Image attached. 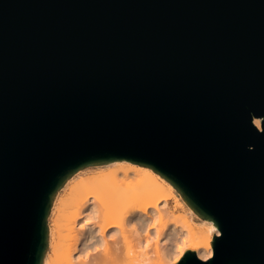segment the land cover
I'll return each instance as SVG.
<instances>
[{
	"label": "water",
	"instance_id": "obj_1",
	"mask_svg": "<svg viewBox=\"0 0 264 264\" xmlns=\"http://www.w3.org/2000/svg\"><path fill=\"white\" fill-rule=\"evenodd\" d=\"M111 159L216 225L176 264H264V0H0V264H43L57 191Z\"/></svg>",
	"mask_w": 264,
	"mask_h": 264
},
{
	"label": "bare ground",
	"instance_id": "obj_2",
	"mask_svg": "<svg viewBox=\"0 0 264 264\" xmlns=\"http://www.w3.org/2000/svg\"><path fill=\"white\" fill-rule=\"evenodd\" d=\"M105 164L62 189L45 264H157L184 247L202 259L211 256L216 225L196 224L190 215L169 220L173 193L165 176L127 159Z\"/></svg>",
	"mask_w": 264,
	"mask_h": 264
},
{
	"label": "rangeland",
	"instance_id": "obj_3",
	"mask_svg": "<svg viewBox=\"0 0 264 264\" xmlns=\"http://www.w3.org/2000/svg\"><path fill=\"white\" fill-rule=\"evenodd\" d=\"M106 162V161H105ZM106 166V164L104 165H99V166H89V167H86L82 170H79L77 171L75 174H73L71 177L68 178V180L66 181V183L57 191L54 199H53V202H52V207H51V211L47 217V225H48V228H49V240H48V246H47V249H46V253H45V259L43 261V264H45V260H46V257L47 255L49 254L50 252V229H51V220H50V217H51V213H52V208H54L56 202H57V198L59 197L62 189L68 185L69 183L73 182L76 177H77V174H81L83 173L84 171L85 172H88L90 173L93 169H97V168H102ZM82 171V172H81ZM76 175V176H75ZM171 190H172V193H173V197L169 200V205L171 207V209L174 211L173 214L169 217V220H173L175 217H178L180 215H184L187 217V215H190L192 221L196 224H201L202 222H208L210 221L211 219H200L190 208L189 206L185 203V201L183 200V197L181 195V193H179L177 190L174 189V187L171 185ZM189 211V213L187 214L186 212ZM187 249H192L190 247H184L182 250L180 251H177L173 254V256L169 259H165L164 262L162 261L161 263H157V264H176V262L179 260V258L182 256L183 252ZM196 253V252H195ZM152 255V254H151ZM197 255V253H196ZM198 256V255H197ZM151 258H154L153 256H151ZM200 258V257H199ZM202 259V258H201ZM152 261L155 260L154 259H151ZM167 261V262H166Z\"/></svg>",
	"mask_w": 264,
	"mask_h": 264
},
{
	"label": "snow or ice",
	"instance_id": "obj_4",
	"mask_svg": "<svg viewBox=\"0 0 264 264\" xmlns=\"http://www.w3.org/2000/svg\"><path fill=\"white\" fill-rule=\"evenodd\" d=\"M89 223H90V221H89ZM83 226V225H82Z\"/></svg>",
	"mask_w": 264,
	"mask_h": 264
}]
</instances>
